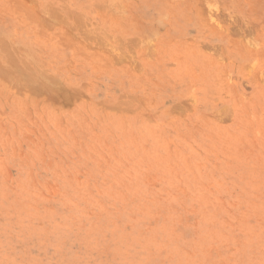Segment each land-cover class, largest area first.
Segmentation results:
<instances>
[{
  "label": "rangeland",
  "instance_id": "374dc122",
  "mask_svg": "<svg viewBox=\"0 0 264 264\" xmlns=\"http://www.w3.org/2000/svg\"><path fill=\"white\" fill-rule=\"evenodd\" d=\"M0 264H264V0H0Z\"/></svg>",
  "mask_w": 264,
  "mask_h": 264
},
{
  "label": "bare ground",
  "instance_id": "6f19581e",
  "mask_svg": "<svg viewBox=\"0 0 264 264\" xmlns=\"http://www.w3.org/2000/svg\"><path fill=\"white\" fill-rule=\"evenodd\" d=\"M10 59H11V60H14V59H12V58H10ZM16 64H17V63H16ZM32 82H33V81H32ZM32 82H31V83H32ZM33 83H34V85H35V82H33ZM33 83H32V84H33Z\"/></svg>",
  "mask_w": 264,
  "mask_h": 264
}]
</instances>
